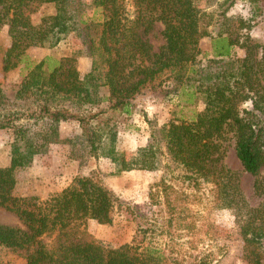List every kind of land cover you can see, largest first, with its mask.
<instances>
[{
	"label": "trees",
	"instance_id": "1",
	"mask_svg": "<svg viewBox=\"0 0 264 264\" xmlns=\"http://www.w3.org/2000/svg\"><path fill=\"white\" fill-rule=\"evenodd\" d=\"M243 1L249 2L251 16L237 20V32H245L234 37L227 13L235 0L219 6L222 23L215 36L204 22L212 14L198 10L195 0H93L91 17L84 0H0V32L7 26L10 39L3 70L20 65L28 70L13 98L0 84V130L13 135L9 165L0 167V210L13 213L20 223H0V253L9 251L26 264H179L168 243L161 247L147 241L156 226L165 237L172 233L176 199L163 180L154 195L150 192L152 200L162 199L152 203L163 209L161 222L137 223L131 242L116 248L104 247L84 229L89 220L111 225L119 206L96 174L74 178L44 201L13 195L16 172L51 145L63 144L70 148L69 159L80 160L79 152L109 159L115 176L156 171L165 157V168H180L193 187L212 186L216 207L233 212L246 264H264V180L253 184L263 202L252 207L239 189L238 175L222 162L223 144L231 135L244 172L258 177L264 171V45L250 36L254 18L264 14V0ZM44 8L49 10L40 12ZM157 23L163 43L154 51L147 36ZM70 34L81 38L82 51L30 63V48L51 49ZM209 36L211 54L202 53L199 43ZM235 47L244 51L243 57L232 53ZM78 56L91 62L86 74L78 70ZM166 73L174 83L165 85L164 96L184 105L202 102L203 110L189 120L171 119L158 136L152 133L158 146L131 156L119 153L116 118L129 116L135 97ZM102 86L108 88L106 100L99 94ZM68 121L77 123L81 134L63 139L59 126ZM162 209L154 214L160 216Z\"/></svg>",
	"mask_w": 264,
	"mask_h": 264
},
{
	"label": "rangeland",
	"instance_id": "2",
	"mask_svg": "<svg viewBox=\"0 0 264 264\" xmlns=\"http://www.w3.org/2000/svg\"><path fill=\"white\" fill-rule=\"evenodd\" d=\"M84 3L87 7V14L91 17L93 0H84ZM222 3H225V0H195V6L198 10L212 14L211 21H204L205 24H209H207L209 26L208 32H210L211 36L216 35L222 23L221 18L218 17L220 13L219 6ZM262 7L264 11V1H262ZM250 9L251 6L248 1L235 0L233 7L228 11L227 17L232 19L230 31H232L234 37L236 33H239V35L244 34L245 31L237 32V20L249 19L251 16ZM47 10L49 9L44 8L40 12L43 13ZM128 10L133 15L134 8L130 2L128 3ZM253 23L255 24L250 31V36L258 43L264 45V14L262 17H255ZM7 28V26H4L0 32V84L5 95L13 98L28 70L25 65H20L16 69L7 72L3 70V52L10 43ZM160 31L161 26L157 23L147 36L154 51H157L158 47L163 43L159 36ZM212 38L209 36L201 39L199 47L202 53L211 54ZM60 47L66 51L72 50V54L83 50L81 38L77 34H73L72 38L67 39ZM236 49V47L233 48L232 53L236 56L239 55L237 57H243L244 51L238 49L236 52ZM259 53L258 51V57ZM27 55L30 63L35 64L36 61L32 58L33 56L37 57V55L29 54V50ZM81 59L84 60L83 57ZM83 65L85 64H82L81 67ZM163 83L165 85L174 83L169 73L161 75L156 81L144 88L140 93L141 96L138 95L140 96L138 100L136 97L134 99L133 109L135 110V107H139V114L144 116L145 120H143L146 121L143 131L146 136L150 137L149 141H151L145 147L158 146V142L156 138L152 137V133L158 136L159 128L161 127L159 125L163 121L162 118H167L169 112L172 111L174 114L172 116L176 119L189 120L200 112L199 109L202 108L199 101L193 105H184L179 103V100L174 96H169L170 100H168L169 97H165L163 94ZM162 96H164L163 100L166 98L170 103L165 102L166 105L162 103V108H160L156 103L158 102L157 99ZM148 106L149 115L143 111V108ZM246 106L248 105L246 104L242 107ZM159 110H161L160 117H158ZM125 119L127 118L124 115L116 118L118 128L121 122L126 123ZM77 126L75 123L74 125L60 124V137L72 139L80 135L81 130ZM12 142V132L10 130H0V167L9 165V153ZM223 147L224 158L222 162L224 166L238 175L239 189L246 201L250 206L257 207L263 202V198L254 194L253 184L256 179L264 180V171L258 177L244 172L241 163L235 155L234 141L231 139V135L227 137ZM116 150L119 153H125L130 156L136 152L123 151L122 148L117 149V141ZM69 155L70 148L67 145L55 144L49 147V151L46 154L35 156L33 163L29 167L16 172L17 183L13 195L16 198L44 201L56 193L57 189L59 192V189L67 184L69 179L72 181L76 177H87L93 173L96 174L104 186L118 198L119 206L112 211L111 225H102L89 220L84 224V229L104 247L116 248L131 242L135 235L137 223L148 227V224L151 223L150 219L161 222V218L164 216L163 209L160 205L154 206L152 204L158 197L154 196L152 200L150 192L154 195L159 189L156 185L163 180L174 191L170 196L176 199V215L172 222V233L170 238L165 237L159 233V228L156 226L154 230H149L147 241L152 239L156 245L161 247L163 244L168 243L169 254L178 259L179 264H246L243 243L239 235V229L234 223L233 212L220 210L216 207L214 190L211 185L200 183L196 188L193 187V184L184 179V172L180 168H174L172 165L168 170L165 168L166 163H168L165 157L160 158L159 168L156 171L134 170L115 176V166L107 158L87 157L84 152H79L81 158L80 160H75L69 159ZM35 159H38L36 164L34 163ZM36 175H40L42 179L40 180ZM159 200L162 199L157 201ZM160 209H162V214L160 216L159 214L155 215L154 213H158ZM0 223L20 226L16 216L4 209L0 210ZM175 224H177V227H175ZM0 264L26 263L11 252L3 251L0 253Z\"/></svg>",
	"mask_w": 264,
	"mask_h": 264
},
{
	"label": "crops",
	"instance_id": "3",
	"mask_svg": "<svg viewBox=\"0 0 264 264\" xmlns=\"http://www.w3.org/2000/svg\"><path fill=\"white\" fill-rule=\"evenodd\" d=\"M160 25V24H159ZM161 26V25H160ZM162 29V26H161ZM73 34H70L69 36H67L65 39L61 40L55 47L51 48V49H45V48H30L29 49V54L32 55H37V57H34L32 59H35V64L39 63L40 61L44 60L45 58H54V59H60L62 57H70L74 54H76L77 52H75L74 54H72V50H62L63 48H61V44L66 42L67 39L72 38ZM10 46V43L8 45V47ZM7 47V48H8ZM6 48V49H7ZM5 49V50H6ZM238 49H236L235 51L237 52ZM63 51V52H62ZM39 56V57H38ZM239 56V55H237ZM83 57L84 60H82L81 58ZM78 58V70L81 72V74H86L87 72H89L90 70V66H91V62L88 58H86L85 56H80ZM85 61V62H84ZM82 64H85L81 67ZM168 83V82H167ZM163 88H165V83H163ZM161 87V88H162ZM160 90V89H159ZM100 96L106 100L109 97V92H108V88L106 86H102L100 87V91H99ZM140 95V94H139ZM162 95V94H161ZM141 96V95H140ZM140 96H136V99L138 100V97ZM164 96H162L161 98L157 99L158 102L156 103L157 106H160V108H162V103L163 105H166L165 102H169L168 100H170V97L168 98V100L165 98L163 100ZM170 103V102H169ZM107 103H103V106L106 107ZM201 106L202 108L199 109V111H202L204 108L203 103L201 102ZM170 107V105H169ZM139 107H135V110H132V113L129 116H126L127 119H125V122H121L119 125V132H118V139H117V149L118 148H122L123 151H137L140 148H143L145 146H147V144L151 143L150 137L146 136L144 133V125L146 124L144 121V116H141L140 113V109H138ZM148 107L143 108V111L148 114ZM161 114V110H159V115L158 117H160ZM149 115V114H148ZM174 115L173 112H169L167 114V118L163 117L162 118V122L159 126H163L165 124H167L171 119H174ZM166 116V115H165ZM144 119V120H143ZM167 119V120H166ZM75 122H63L61 124H71L74 125ZM77 126V123H75ZM128 124V125H126ZM132 124V125H131ZM78 127V126H77ZM79 128V127H78ZM139 129V130H138ZM38 160V159H37ZM37 160L35 159V164L37 163ZM37 177L40 178V180L42 179L40 177V175H36ZM71 179H69V182L65 185H63V187H61L59 189V191H61L63 188H65L69 183H70ZM16 187V186H15ZM56 190V189H55ZM58 192V189L57 191Z\"/></svg>",
	"mask_w": 264,
	"mask_h": 264
}]
</instances>
